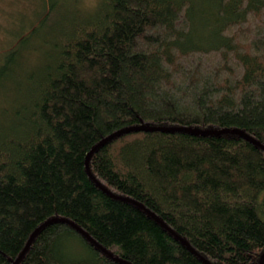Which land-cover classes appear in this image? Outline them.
<instances>
[{"label": "trees", "instance_id": "16d2710c", "mask_svg": "<svg viewBox=\"0 0 264 264\" xmlns=\"http://www.w3.org/2000/svg\"><path fill=\"white\" fill-rule=\"evenodd\" d=\"M41 6L0 53V264L53 218L16 264H259L264 0Z\"/></svg>", "mask_w": 264, "mask_h": 264}, {"label": "rangeland", "instance_id": "374dc122", "mask_svg": "<svg viewBox=\"0 0 264 264\" xmlns=\"http://www.w3.org/2000/svg\"><path fill=\"white\" fill-rule=\"evenodd\" d=\"M48 1V0H47ZM100 0H58V7L55 12L48 13L47 25L50 26L56 20L67 19L74 10L80 14L85 10H93ZM42 0H0V53L7 49L13 40L7 37V30L18 33V25L23 20L26 27L42 17H46V9L42 10ZM46 15V16H45ZM198 25L196 35H204L207 32L205 25L211 20L206 13L200 10L197 16ZM13 22V27L9 22ZM11 27V29H10ZM7 37V38H6Z\"/></svg>", "mask_w": 264, "mask_h": 264}, {"label": "water", "instance_id": "95a60500", "mask_svg": "<svg viewBox=\"0 0 264 264\" xmlns=\"http://www.w3.org/2000/svg\"><path fill=\"white\" fill-rule=\"evenodd\" d=\"M134 128V127H133ZM135 128H139V129H142V128H145L143 126H139V127H135ZM151 128H160V129H165L164 127H150ZM175 128V127H173ZM180 128V127H179ZM177 128V129H179ZM166 129H169V128H166ZM129 129H124V130H120V131H116L110 135H108L107 137L103 138L99 143H97L95 146H93V148L88 152L86 158H85V168H86V171H87V174L95 181V178L93 177V175L91 174L90 170H89V166H88V162H89V157L91 155V153L97 148L99 147L100 145H102L103 143H105L106 141H108L109 139L115 137L116 135H119L120 133L122 132H125ZM238 132V131H237ZM240 134H243L245 137L251 139L252 141L256 142L255 139H253L252 137H250L249 135L243 133V132H238ZM96 183L102 187L104 190H106L108 193L111 194V192H109L102 184H100L99 182L96 181ZM142 206V205H141ZM153 215V214H152ZM155 216V215H154ZM158 220H160L158 217H156ZM58 218H53V219H49L45 222H43L41 225H39L33 232L32 234L30 235L29 239L27 240V242L25 243L23 249L21 250V252L19 253V255L15 258V260L12 262V264H16L20 258L23 256V254L25 253V251L27 250L28 246L30 245L34 235L37 233V231L45 224L51 222L52 220H56ZM61 221H65L67 223H70L77 231H79L80 233H82L83 235H85L92 243H95V245H97L99 248H101L105 253L109 254V255H112L113 254L111 252H109L107 249H105L104 247H102L101 245H99L94 239H92L81 227H79L78 225H76L75 223H73L72 221H69L67 219H59ZM263 261H264V252L262 253L261 257H260V260H259V264H263ZM125 262V261H123ZM126 264H129L126 262Z\"/></svg>", "mask_w": 264, "mask_h": 264}]
</instances>
